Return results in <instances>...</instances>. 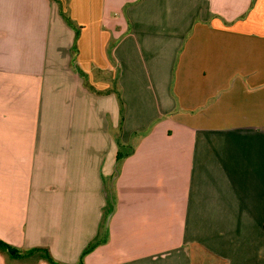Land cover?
<instances>
[{"label": "crops", "instance_id": "crops-1", "mask_svg": "<svg viewBox=\"0 0 264 264\" xmlns=\"http://www.w3.org/2000/svg\"><path fill=\"white\" fill-rule=\"evenodd\" d=\"M104 234L83 264H264V0H0V241Z\"/></svg>", "mask_w": 264, "mask_h": 264}, {"label": "trees", "instance_id": "trees-1", "mask_svg": "<svg viewBox=\"0 0 264 264\" xmlns=\"http://www.w3.org/2000/svg\"><path fill=\"white\" fill-rule=\"evenodd\" d=\"M127 155L128 154H125L121 151H118V154H117L118 163H120V161H122ZM113 208H114V200L111 197L108 200V206H107L108 215L113 211ZM105 231H106V229H104V233H105ZM105 241H106V235L105 234L102 237H98L82 254V260H81L80 264L84 263V256L91 253L97 246L104 243ZM0 248L5 249L6 251H8V253L10 255H12L13 257L19 258V259L31 256L36 252H42L44 254L46 260L50 264H61L60 262L56 261V259H54V257L52 256V254L50 253V251L47 248L22 249V248H16V247L10 246V245L2 242V241H0Z\"/></svg>", "mask_w": 264, "mask_h": 264}, {"label": "rangeland", "instance_id": "rangeland-1", "mask_svg": "<svg viewBox=\"0 0 264 264\" xmlns=\"http://www.w3.org/2000/svg\"><path fill=\"white\" fill-rule=\"evenodd\" d=\"M168 73H169V72H166V76H167ZM169 80H170V82H171L172 77H170ZM117 89H118V91H117V96H118V98H120V100H121L120 103H119V105H120V109H121V121H122V122H121V124L119 125L120 128H118V131H117V132H118V137H120V136H119V133H121L122 130H124V129H123V119H124L125 104H124V101H123V98H122V90L119 89V86H118ZM136 139H138L136 135H134V137L131 138L132 142L135 141ZM131 140H130V141H131ZM129 145H132V144H129ZM120 147H121V146H120ZM127 148H128V147H127ZM120 150H121L123 153L126 152V151L123 150V148H120ZM125 150H126V148H125ZM110 198H111V197H110ZM112 199H113V197H112ZM108 221H109V218L107 219L106 225L108 224ZM101 237H102V236H101ZM93 242H94V241H92V242L88 245V247H89ZM88 247H87V248H88ZM87 248H86V249H87ZM86 249H85V250H86ZM85 250L83 251V253L85 252ZM83 253H82V254H83ZM84 257H85V256H84ZM81 260H82V255L80 256V258L78 259V261H77L75 264H80V263H81Z\"/></svg>", "mask_w": 264, "mask_h": 264}, {"label": "water", "instance_id": "water-1", "mask_svg": "<svg viewBox=\"0 0 264 264\" xmlns=\"http://www.w3.org/2000/svg\"><path fill=\"white\" fill-rule=\"evenodd\" d=\"M117 173H118V171H117ZM114 180H115V178L112 180L111 187H113Z\"/></svg>", "mask_w": 264, "mask_h": 264}]
</instances>
